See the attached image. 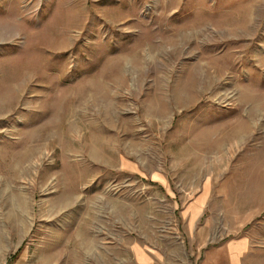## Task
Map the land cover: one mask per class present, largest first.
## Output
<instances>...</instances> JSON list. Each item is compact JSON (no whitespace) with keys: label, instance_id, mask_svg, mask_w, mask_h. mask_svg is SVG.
Instances as JSON below:
<instances>
[{"label":"rangeland","instance_id":"obj_1","mask_svg":"<svg viewBox=\"0 0 264 264\" xmlns=\"http://www.w3.org/2000/svg\"><path fill=\"white\" fill-rule=\"evenodd\" d=\"M239 242L264 264V0H0V264Z\"/></svg>","mask_w":264,"mask_h":264},{"label":"crops","instance_id":"obj_2","mask_svg":"<svg viewBox=\"0 0 264 264\" xmlns=\"http://www.w3.org/2000/svg\"><path fill=\"white\" fill-rule=\"evenodd\" d=\"M245 248H246V244L243 242H239V244L237 246H235L233 249L227 248L226 252L231 256L233 255V264H242V262H243L242 261V257H243L242 253L247 250V249L245 250ZM223 254L225 255V250L223 251V249H222V252L217 253V254L213 255V257H211L212 260L209 262V264H221V262H219L220 259H222V264H224L223 258H220L221 256L223 257ZM216 259H218V260H216Z\"/></svg>","mask_w":264,"mask_h":264}]
</instances>
